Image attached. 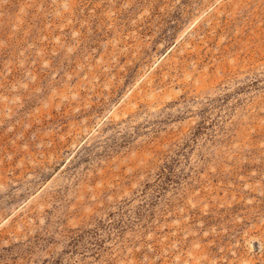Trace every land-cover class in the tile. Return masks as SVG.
Wrapping results in <instances>:
<instances>
[{"label":"rangeland","instance_id":"374dc122","mask_svg":"<svg viewBox=\"0 0 264 264\" xmlns=\"http://www.w3.org/2000/svg\"><path fill=\"white\" fill-rule=\"evenodd\" d=\"M0 264H264V0H0Z\"/></svg>","mask_w":264,"mask_h":264}]
</instances>
